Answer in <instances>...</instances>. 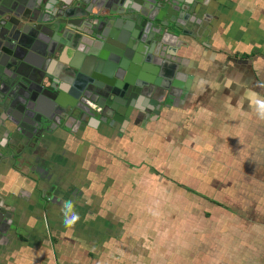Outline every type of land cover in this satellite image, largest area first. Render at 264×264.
<instances>
[{
    "label": "crops",
    "instance_id": "obj_1",
    "mask_svg": "<svg viewBox=\"0 0 264 264\" xmlns=\"http://www.w3.org/2000/svg\"><path fill=\"white\" fill-rule=\"evenodd\" d=\"M171 2L161 40L130 54L149 88L125 119L82 120L70 80L114 66L103 32L130 48L135 0L73 2L96 19L45 64L66 88L56 128L18 127L0 105V264H264V0ZM52 104L41 95L38 113Z\"/></svg>",
    "mask_w": 264,
    "mask_h": 264
},
{
    "label": "water",
    "instance_id": "obj_2",
    "mask_svg": "<svg viewBox=\"0 0 264 264\" xmlns=\"http://www.w3.org/2000/svg\"><path fill=\"white\" fill-rule=\"evenodd\" d=\"M68 1L0 0V75L2 72H6L9 76L5 79L0 76V86L7 85L8 91L21 87L28 94V98H21L22 102H19L15 95H9L8 91L4 94L0 89V94H2L0 95V105H3V113L6 117L11 118L13 124L24 129H31L38 135H42L41 126H47L50 121L52 127L58 126L54 118L43 117L38 113L36 105L39 103L41 95L52 100L53 110L57 116L62 114L63 117L68 116V109L62 102V95L57 92L66 88L63 86L59 88L58 84L56 85L47 72L45 64L56 56L58 47L65 46L63 41L66 39L67 29L73 26L77 27L86 19L87 22L90 20V11L82 8L78 10L76 6H73V2L76 0ZM135 1L145 8L143 12L139 13L141 20L137 22L135 31L130 37L132 48L131 46L129 48L130 43L124 45L123 40L115 39L110 32H103V35H109L114 40L110 43L114 45V48L102 46L101 53L98 54L104 56L103 51H106L113 57L115 56L112 60H110L112 57L110 55L105 57L108 62L112 61L114 66L109 64L104 67L97 66L92 73L77 68V77L70 80V82L72 81L71 87L77 89V92L75 94L71 91L68 92L76 98L79 107L84 108L79 109L82 120L100 115L98 118L102 121L111 119L110 124L112 125L118 117L121 119L127 117L137 95H141L146 88H149V83L144 80L148 60L137 63V60L133 59L130 54L133 51L142 55L144 54L143 46H150L152 40H156V42L161 40L162 29L168 27V23L160 18L164 14L170 13V5L174 6L171 1L174 0H165V2L164 0ZM41 5L45 7L42 10ZM178 8L180 9V7ZM172 14L173 22L178 27V14L175 12ZM193 15H195L193 3H190V7L183 17L189 19ZM102 24L92 27V30L98 35L89 36L100 43L103 41L100 36L103 30L101 29ZM97 49L92 51V54H95ZM35 60L43 62V65H39ZM130 61L138 64L139 68L136 71L129 66ZM21 70L24 73H21ZM28 72L32 73L31 79L34 83H28L23 78L19 81L16 75L25 77ZM98 81H103L109 86L105 92L103 91L104 93L99 90ZM150 104L153 106L152 113L158 114L160 104L155 100H152ZM53 124L55 125L53 126Z\"/></svg>",
    "mask_w": 264,
    "mask_h": 264
},
{
    "label": "built area",
    "instance_id": "obj_3",
    "mask_svg": "<svg viewBox=\"0 0 264 264\" xmlns=\"http://www.w3.org/2000/svg\"><path fill=\"white\" fill-rule=\"evenodd\" d=\"M0 89L4 92V94L8 91V87L7 85H2L0 86ZM9 95H15L16 96V100L17 101H21L22 102V99L21 98H24L26 99V97L28 96L27 92L21 88V87H16L14 89H12V91H8Z\"/></svg>",
    "mask_w": 264,
    "mask_h": 264
},
{
    "label": "rangeland",
    "instance_id": "obj_4",
    "mask_svg": "<svg viewBox=\"0 0 264 264\" xmlns=\"http://www.w3.org/2000/svg\"><path fill=\"white\" fill-rule=\"evenodd\" d=\"M90 19V18H89ZM95 19L96 18H91V22H89V24H91L92 23V25L94 24L93 22L95 21ZM95 25V24H94ZM92 27H94V26H92ZM94 35H98V33L97 32H92V36H94ZM92 39V38H91ZM59 40H61V39H59ZM93 40V39H92ZM95 40V39H94ZM62 41V40H61ZM97 48V47H96ZM94 51V50H93ZM92 52V51H91ZM61 53V52H60ZM92 54V53H91ZM90 54H88V56H89ZM4 93V92H3ZM0 95H2V94H0ZM28 98V97H27ZM100 117V115H97V116H95V117ZM54 118V120L55 121H57L58 120V116L56 115V113H53V114H51V116H50V118ZM91 118V117H90ZM93 118V117H92ZM126 118V117H125ZM124 118V119H125ZM109 122L111 123V119H109ZM51 123V121L49 122V124Z\"/></svg>",
    "mask_w": 264,
    "mask_h": 264
},
{
    "label": "bare ground",
    "instance_id": "obj_5",
    "mask_svg": "<svg viewBox=\"0 0 264 264\" xmlns=\"http://www.w3.org/2000/svg\"><path fill=\"white\" fill-rule=\"evenodd\" d=\"M118 120H121V118H118Z\"/></svg>",
    "mask_w": 264,
    "mask_h": 264
},
{
    "label": "flooded vegetation",
    "instance_id": "obj_6",
    "mask_svg": "<svg viewBox=\"0 0 264 264\" xmlns=\"http://www.w3.org/2000/svg\"><path fill=\"white\" fill-rule=\"evenodd\" d=\"M119 118V117H118ZM110 123V122H109ZM113 124V123H112Z\"/></svg>",
    "mask_w": 264,
    "mask_h": 264
}]
</instances>
